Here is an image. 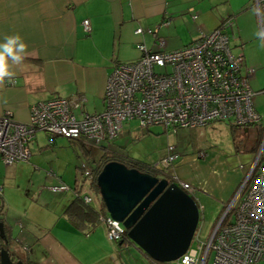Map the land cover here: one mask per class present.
Here are the masks:
<instances>
[{"label": "crops", "instance_id": "obj_1", "mask_svg": "<svg viewBox=\"0 0 264 264\" xmlns=\"http://www.w3.org/2000/svg\"><path fill=\"white\" fill-rule=\"evenodd\" d=\"M225 2L0 0V42L6 35L19 34L28 44L29 53L16 69L13 82L5 80L0 84V115L8 112L16 120L28 122L35 103L78 94L85 96L78 117L103 112L106 83L115 63L138 60L139 44L152 50L173 51L195 42L232 15L221 10ZM244 5L232 11L239 13ZM85 20L90 21L89 32L84 29ZM140 27L144 32L137 34ZM148 29H157V33H149ZM161 38L163 46L159 45ZM254 128L256 133H262L259 127ZM38 133L31 146L35 153ZM56 137L50 140L55 143ZM49 144L50 141L46 147ZM194 155L179 152L172 172L195 186ZM14 164L0 162V185L12 178L5 166ZM59 181L63 178L59 177ZM201 181L202 192L207 193L204 195L218 199L220 205L231 201L239 185L237 181L231 186V195L226 194L229 190L219 192L215 186L210 190L208 181ZM90 190L95 197L94 206L101 209V195L93 187ZM74 198L54 204L35 200L26 204L23 212L16 203L8 201L5 193L0 194V220L5 222L7 234V241L0 236V264L3 247L11 250L15 261L25 264H152L132 241L121 244L109 240L104 225L88 228L83 222L73 221L65 210Z\"/></svg>", "mask_w": 264, "mask_h": 264}, {"label": "built area", "instance_id": "obj_2", "mask_svg": "<svg viewBox=\"0 0 264 264\" xmlns=\"http://www.w3.org/2000/svg\"><path fill=\"white\" fill-rule=\"evenodd\" d=\"M255 8L261 13L260 28L264 27V0H255ZM83 24L89 32L90 21ZM234 25L233 19L228 18L195 42L173 51L152 50L139 44L138 60L115 63L107 79L105 108L101 113L78 117L77 111L85 101V96L78 94L35 103L28 122L18 121L8 112L0 115V162L12 165L30 161L31 146L40 131L84 140L85 144L92 140L99 145L116 140L124 123L131 120H138L143 127L161 125L167 131L228 121L236 127H259L264 134V114L254 104L257 93L250 82L255 69L246 66L243 53L233 50L230 31ZM143 32L141 27L136 30L137 34ZM148 32L156 34L157 29ZM159 45H164L162 38ZM178 158L175 146L170 145L167 155L154 166L165 173ZM82 169L79 186L61 181L50 189L72 190L85 203H95L90 190L94 169L88 161L83 162ZM169 177V182L186 191L203 210L193 184L176 174ZM227 204L207 242L195 233L188 251L166 264H186L185 257L190 252L195 253V260L187 264H264V135L252 170ZM99 223L105 226L108 239L113 242L128 237L123 223L115 220L106 208L99 215Z\"/></svg>", "mask_w": 264, "mask_h": 264}, {"label": "rangeland", "instance_id": "obj_3", "mask_svg": "<svg viewBox=\"0 0 264 264\" xmlns=\"http://www.w3.org/2000/svg\"><path fill=\"white\" fill-rule=\"evenodd\" d=\"M243 4L245 5L241 12L232 11ZM254 8L255 0H226L221 10L226 15L230 12L232 15L229 17L235 23L234 30L230 31L234 52L243 53L246 66L255 69L250 81L257 93L254 104L258 111L264 114V48L260 47V41L255 36L260 23L258 15L253 12ZM232 129L228 121H214L195 128V133L193 128L167 131L161 125L143 127L138 120H131L124 123L114 144L104 142L97 145L94 141L88 140L86 148L80 146L78 141H72L64 136L56 137L55 143L46 147L53 136L39 132L37 137L39 145H36V153L34 150L32 152L33 159L31 157L30 161L5 166L12 178L3 181L0 185V194L5 193L8 201L16 203L23 212L25 205L35 200L48 204H54L58 200L68 202L75 196L74 191L56 194L50 187L60 183L59 177L70 186H79L82 182L83 162L88 161L96 166L105 153L109 152L121 154L131 160L155 164L167 155L168 147L173 145L180 154L195 153V187L203 206L196 235L199 233L200 240L207 242L228 204L220 205L218 199L205 196L206 191L202 192L201 180L208 181L206 185L210 190L215 186L219 192L228 191L238 181L235 193L233 194L234 189L226 193L233 194L234 198L252 170L263 141V132L256 133L254 127H235L234 133ZM173 167L165 173H158L159 176L175 175L172 172ZM169 176L167 178H170ZM208 193L215 196V193Z\"/></svg>", "mask_w": 264, "mask_h": 264}, {"label": "water", "instance_id": "obj_4", "mask_svg": "<svg viewBox=\"0 0 264 264\" xmlns=\"http://www.w3.org/2000/svg\"><path fill=\"white\" fill-rule=\"evenodd\" d=\"M97 186L108 213L123 223L128 237L153 261L168 263L190 248L200 222L193 197L166 177H157L113 160L97 176ZM0 236L7 241L6 224ZM1 264H25L1 249Z\"/></svg>", "mask_w": 264, "mask_h": 264}, {"label": "trees", "instance_id": "obj_5", "mask_svg": "<svg viewBox=\"0 0 264 264\" xmlns=\"http://www.w3.org/2000/svg\"><path fill=\"white\" fill-rule=\"evenodd\" d=\"M228 18H230V17H228ZM228 18L223 19L222 22ZM221 23L219 24V26L221 25ZM235 127L236 126L232 125L233 133L235 132V129H234ZM53 138H54V136H53ZM70 140L78 141L80 143V146H82L83 148H86V144L83 142V140H75V139H70ZM52 143H53V141L51 142V144ZM113 160L122 162L130 168H136L141 172L149 173V174H152L154 176L162 178V176H159V174H158V173H160V170L157 169L154 166V164L145 163V162L138 161V160H131V159L126 158L125 156L118 154V153H110L109 154V152H106L105 155L103 156V158L101 159V162L98 165H96V166L92 165V167L94 169V180L92 181L91 187H93L97 191L98 194H100V190H99V187L97 186V176L100 173V171L102 170V168L104 167V165L110 161H113ZM102 205H103V207L101 209H97L94 206V203L93 204L85 203L83 197H81L80 195H75L74 200L66 208L65 214L68 215L69 217H71V219H73V221L83 222L88 226V228H92L99 223V215H100L101 211L106 208L103 200H102ZM126 241H130L129 237H126L125 239H123L119 243L124 244ZM150 260H151L152 264H154V263L155 264H166V263H160V262L153 261L152 259H150Z\"/></svg>", "mask_w": 264, "mask_h": 264}, {"label": "clouds", "instance_id": "obj_6", "mask_svg": "<svg viewBox=\"0 0 264 264\" xmlns=\"http://www.w3.org/2000/svg\"><path fill=\"white\" fill-rule=\"evenodd\" d=\"M253 12L260 15V10L254 8ZM255 36L260 41V47L264 48V27L259 28ZM28 44L19 34L6 35L0 42V84L5 80L13 82L17 75L16 69L21 66L28 55ZM195 260V253L190 252L185 257V262Z\"/></svg>", "mask_w": 264, "mask_h": 264}]
</instances>
